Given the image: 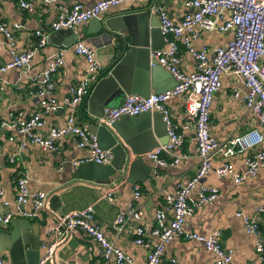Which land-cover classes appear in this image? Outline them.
<instances>
[{
  "label": "crops",
  "instance_id": "0c3cea01",
  "mask_svg": "<svg viewBox=\"0 0 264 264\" xmlns=\"http://www.w3.org/2000/svg\"><path fill=\"white\" fill-rule=\"evenodd\" d=\"M19 1L0 2V23L11 30L15 37V50L21 52L32 50L37 46L39 41L37 32L50 31L59 8H68L73 3L89 8L98 0L49 2L30 0L31 10L22 8ZM152 1L128 0L111 6L98 18L104 19L117 12L147 9L149 21L159 27L158 17L149 9ZM157 1L167 7L173 20H179L187 10L184 7V0H168V3ZM89 25L90 20L72 27L78 39L68 46L51 43L48 36L53 32H49L45 44L35 51L28 66L9 68L0 73V121H8L15 117L28 119L35 112H39L42 125L35 131L42 136H46L52 127L65 124L68 111L64 100L70 95L71 89L78 83L86 69L84 58L75 54L73 46L77 42L84 43L95 52V59L101 67L111 62L113 44H110L109 37L102 32H88ZM229 38V32L203 31L192 40V46L197 50L205 47L209 59L212 60L214 48L224 46ZM164 47L165 42L162 48ZM58 56L62 57L63 65L50 76L53 85L51 93L39 96L37 92L45 83L44 72L48 64ZM10 58L9 42L0 32V64L9 62ZM195 65L192 55L181 46L182 69L191 72L194 71ZM163 70L167 71L165 68ZM122 72L132 86L141 83L142 78L136 66H127ZM158 83L166 91L174 83V77L166 72V76ZM151 93H156L153 88ZM246 93L247 89L239 77L226 72L221 75L220 88L214 94L209 107L210 133L217 141L224 142L229 136L257 128L262 136L259 148L264 150V132L259 128L254 114L241 100ZM48 98H54L58 106L53 111L43 112L40 101ZM88 98L89 96L76 109L77 120L86 125H89L88 120L93 118L89 113ZM117 103L118 99H115L111 105ZM167 105L172 121L177 127H181L186 122L192 124V119L185 113L184 95L173 96ZM126 131L128 138L134 140L133 144L137 148L146 147L149 142L158 140L152 122L149 124V133L133 125H128ZM164 137L161 135V138ZM21 140L22 135L17 132L11 133L8 130L0 132V186L4 190L7 202L4 204L0 200V217L11 215L8 223L0 220V256L6 264H10V261L6 251L2 250L5 236L3 228L15 218L24 219L17 216L15 202V181L21 174L26 176L31 193L40 191L47 193L44 207L34 218H27L40 233L42 243L47 244L54 240L53 228L63 225V218L67 212L93 204L94 220L106 237L131 256L134 264H146L147 250L134 241L137 237L136 227L152 228L155 224L156 212L159 210L165 211V220L168 221L171 211L166 207L165 197L174 196L177 186L190 180L198 167L192 127L185 132L183 144L177 150L178 153L187 155V158L176 164L161 167L144 156V163L151 168L150 174L138 179L145 174L143 168H137L135 177L137 181L134 184L122 177L111 180L109 184L74 179L72 173L75 167L80 161H88L90 152L78 147L72 135L57 139L55 149H43L31 143L21 147ZM250 154L248 150L242 151L228 159L230 168L245 176L238 183L231 175L217 176L216 170L224 163V157L220 154L216 155L211 161L210 171L200 179L199 184L216 187L218 195L212 204L199 207L185 219V229L188 231L202 234L218 231L222 244L233 251V264H264V259L258 260L254 248L257 238H261L264 243V217H256L258 225L256 234L247 233L242 221V214L252 215L257 206L264 205V167H257L252 176L246 174L245 160ZM135 186H138V197L134 195ZM109 191L113 195L111 201L105 198ZM195 194L196 190L191 193V197ZM127 209L140 212V216L139 218L127 216L125 225L120 229L115 222L116 217ZM172 259L175 261L171 262ZM212 259L213 254L207 251L202 243L178 237L167 243L163 255L164 264H212ZM44 264L115 263L112 260H103L96 242L83 231L74 229L67 231L65 238Z\"/></svg>",
  "mask_w": 264,
  "mask_h": 264
},
{
  "label": "built area",
  "instance_id": "2783aa9c",
  "mask_svg": "<svg viewBox=\"0 0 264 264\" xmlns=\"http://www.w3.org/2000/svg\"><path fill=\"white\" fill-rule=\"evenodd\" d=\"M4 1L0 0V2ZM126 1L128 0H98L89 8L79 3H73L68 8H59L49 32L72 28L93 17H98L111 6ZM19 4L22 8L31 10L30 0H20ZM184 7L187 10L183 16L179 20H173L162 2L153 0L149 6L150 11L159 19V29L165 42V47L153 50L151 56L172 74L177 85L161 93H151L148 97L139 94L127 95L120 105L105 108L98 122L109 125L122 115L133 116L145 111L160 112L167 127L168 141L158 144L144 156L161 167L176 164L188 157L178 153L177 150L183 144L185 132L189 127L193 128L196 143L195 157L198 160L195 174L190 180L177 186L174 196L165 197L166 207L171 211L169 220H165L164 210L157 211L152 228L136 227L137 237L134 241L147 250L146 264H164L163 255L166 245L176 237L202 243L205 249L213 254L212 264H233V251L222 244L218 231L210 234L188 231L185 229V219L199 207L212 204L218 195L216 187L199 184L200 179L210 171L211 161L216 155L220 154L224 157V163L216 170L217 176L231 175L236 183L245 177L244 174L234 172L228 164V159L236 153L247 150L251 152L245 160L246 174L252 176L257 167H264V150L259 148L262 138L259 129L251 128L241 134L229 136L224 142H219L210 133L209 115L211 101L221 85V75L224 72L233 74L239 77L246 87L247 93L241 100L254 114L259 128L264 132V0H184ZM203 31L230 33V38L224 46L214 48L212 60L209 59L205 47L197 50L192 46V40ZM0 32L7 38L11 53L10 61L0 64V73L9 68L28 66L33 54L45 44L49 34V32H37L39 36L37 46L32 50L19 52L15 50V37L11 30L0 23ZM181 46L195 60L194 71L186 72L182 69ZM73 50L75 54L84 58L86 69L78 83L71 89L70 95L64 100L68 111L65 124L52 127L46 136H42L35 131L42 125L41 114L35 112L28 119L15 117L8 121H0V132L3 130L17 132L22 135L21 147L31 143L43 149H55L57 139L72 135L78 147L90 152L89 160L108 164L112 158L111 152L101 147L96 134L90 132L88 125L79 123L76 116V109L89 96L95 82L101 76V66L95 59V52L84 43L77 42ZM62 65L61 56L48 64L44 72V86L37 92L39 96L51 93L53 85L50 76ZM176 95L185 96L184 109L187 116L192 119V124L186 122L181 127H177L173 123L167 102ZM57 106L58 103L54 98L40 101L43 112L53 111ZM27 182L24 174L18 176L15 181L17 216L34 218L44 207L47 193L41 191L31 193ZM194 190L196 194L191 197ZM134 195L139 196L138 186H135ZM105 198L111 201L112 192H107ZM0 200L4 204L7 203L1 186ZM129 215L139 218L140 212L127 209L119 213L115 222L120 229L125 225L126 217ZM257 216L264 217V205L257 206L252 215L242 214L243 227L247 233H257ZM94 218L92 205L67 212L63 218V225L53 228L54 240L41 245L44 254L40 264H44L52 256L67 231L74 229L83 231L96 242L103 260H112L115 264H134L131 256L106 237ZM10 219V214L0 217L4 223H8ZM254 248L258 260L263 261L264 243L261 238L256 239ZM0 264H6L2 256H0Z\"/></svg>",
  "mask_w": 264,
  "mask_h": 264
},
{
  "label": "water",
  "instance_id": "95a60500",
  "mask_svg": "<svg viewBox=\"0 0 264 264\" xmlns=\"http://www.w3.org/2000/svg\"><path fill=\"white\" fill-rule=\"evenodd\" d=\"M168 3V0H162ZM88 32H102L109 37L113 44L111 62L101 67V76L95 82L88 98L89 113L93 117L88 120L90 132L96 134L102 148L112 154L110 163L99 164L91 160L80 162L74 169L72 177L93 181L97 184H109L118 177L126 178L130 183L137 179V168H143L144 176L150 174V167L144 163V155L156 147L168 141L167 127L162 114L157 111H145L137 115H122L111 124L99 123L104 109L116 107L130 94H139L148 97L151 88L156 93L165 91L158 81L166 76L163 67L157 59L151 56L155 49L164 45L163 35L158 25L149 21L147 9L117 12L104 19L93 17L90 19ZM55 45L68 46L76 41L77 34L73 28H64L51 33L48 40ZM127 66H136L142 78L141 83L130 84L123 70ZM151 84V86H150ZM177 85L174 83L170 88ZM118 99L116 105L111 102ZM152 122L154 133L158 140L151 141L146 147L137 148L134 140L128 138L127 126L133 125L139 130L149 133V124ZM161 133V134H160ZM164 135V138H161ZM93 204H87L81 209ZM94 208V206H93ZM73 210V209H72ZM3 249L9 258L10 264H40L44 249L41 245L40 233L31 225L27 218H15L3 228Z\"/></svg>",
  "mask_w": 264,
  "mask_h": 264
}]
</instances>
